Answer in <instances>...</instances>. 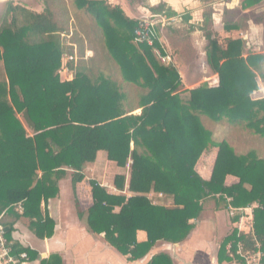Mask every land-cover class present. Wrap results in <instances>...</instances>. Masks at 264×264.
Instances as JSON below:
<instances>
[{
  "label": "trees",
  "instance_id": "obj_1",
  "mask_svg": "<svg viewBox=\"0 0 264 264\" xmlns=\"http://www.w3.org/2000/svg\"><path fill=\"white\" fill-rule=\"evenodd\" d=\"M41 1V14L8 4L0 25V216L17 213L15 206L21 203V216L38 225L41 201L58 195V182L66 172H72L75 197L84 166L102 152L118 169L129 168L134 196L111 195L89 180L92 205L86 221L120 254L140 260L159 241H184L202 203L219 196L223 202L230 199L233 209L257 206L252 211L253 235L237 236L234 231L219 254L245 264L235 255L241 243L245 250H259L264 264V158L258 151L264 145V98L254 97L257 81H264V54H245L242 40L220 39L211 30L210 6L230 0H201L209 7L201 29L208 42L206 59L218 86L191 91L182 90L174 67L162 65L149 48L133 42L139 21L127 18L119 7L68 0V9L63 0ZM246 3L243 8L257 0ZM148 10L177 16L164 4ZM70 27L88 41V32H93L100 44L89 43L90 60L83 58L85 49L80 51L72 81L60 82L61 57L76 55L59 40ZM231 29L224 26L226 32ZM73 63L68 62L70 69ZM137 110L140 115H132ZM223 124L235 134L217 141L214 129ZM255 145L258 150L249 147ZM213 152L217 156L207 181L196 165ZM227 177L238 182L227 186ZM125 181L124 174H117L116 190L123 192ZM151 192L171 198L174 208L153 205L146 197ZM77 214L81 216L79 210ZM5 230L8 240L10 230ZM138 232L145 234L143 242L137 241ZM12 251L29 254L14 245ZM148 264L171 262L159 255Z\"/></svg>",
  "mask_w": 264,
  "mask_h": 264
},
{
  "label": "crops",
  "instance_id": "obj_2",
  "mask_svg": "<svg viewBox=\"0 0 264 264\" xmlns=\"http://www.w3.org/2000/svg\"><path fill=\"white\" fill-rule=\"evenodd\" d=\"M63 1L69 9V1ZM89 1H105L112 7H119L127 18L137 21L152 16L149 8L164 4L177 14L173 18L179 17L180 20L177 18L161 27V32H165L166 29L170 31L171 26L174 31L169 33L166 31L163 37L159 38L160 47L164 55L170 56L172 60L170 66L177 70L181 78L182 90L191 91L203 85L209 88L218 86V77L213 73L206 59L208 42L201 29L203 28V14L209 7L201 0ZM247 1L255 0H230L229 3L217 1L212 4L210 6L212 10L210 28L220 39L242 40L245 54H264V0H257V3L243 8L247 5ZM8 4L36 14L44 11V4L41 0H0V25ZM254 9L258 10L252 13ZM224 16L229 17V22L213 27L212 21L218 23ZM186 18L188 20L184 21ZM225 25L232 29L226 32ZM68 34L65 32L59 35L60 43L65 47L74 46L69 43L71 36ZM84 49L87 57L93 56L88 46L85 45ZM74 62L76 63V55ZM74 70L69 66L66 70L60 71V82L72 81ZM257 84L258 91L254 97L264 98V81L258 80ZM140 112L137 110L132 115L138 116ZM27 132L30 134L28 129ZM214 133L215 138L216 133L221 137L227 134L229 137L231 133L235 134L224 124L215 127ZM233 145L242 150V144L238 141H234ZM216 156L217 152H213L198 161L196 171L204 180H210ZM71 174L72 172L68 170L66 175L60 179L58 195L54 199L46 203L41 201V222L38 225L36 220L22 217L15 212L2 216V225L10 230L9 242L29 252L28 260L22 264H148L153 257L159 255L168 257L171 264H241L235 260H226L219 254L220 248L223 241L234 231L237 232V236L249 235L243 227L245 232L239 233L238 225H243L249 218L252 220V211L257 207L256 205L245 209H233L229 205L230 199L225 198V203L219 200V196L207 199L202 203V212L199 217L190 221L193 229L184 241L177 244L159 241L146 257L132 260L112 247L105 240L104 234L92 232L86 221L87 211L92 205L89 180L96 181L111 195L124 196L128 199L134 196V193L129 191L130 172L118 169L114 163L105 160L104 153L98 152L95 162L84 166L82 171L84 180L76 185L75 197L71 186ZM117 174H124L126 178L123 192L116 190L113 185ZM237 182L236 178H226L227 186ZM146 197L154 205L174 208L173 201L169 197L163 195L159 197V194L153 192L147 194ZM75 198L79 205L78 208L75 205ZM78 210L81 216L77 214ZM118 211L119 209H115L116 213ZM136 238L138 242H143L145 234L138 232ZM226 251L228 253V246Z\"/></svg>",
  "mask_w": 264,
  "mask_h": 264
},
{
  "label": "built area",
  "instance_id": "obj_3",
  "mask_svg": "<svg viewBox=\"0 0 264 264\" xmlns=\"http://www.w3.org/2000/svg\"><path fill=\"white\" fill-rule=\"evenodd\" d=\"M174 20L172 18H166L161 15H152L146 18H143L139 21L138 26L134 30L133 33V42L138 45H145L150 49L152 55L165 66H169L172 62L170 56L164 55L162 49L156 47V44L160 46L159 36H158V28L164 27ZM61 61L63 65L61 66V70L67 69L68 62H74L75 56H66L63 55L61 57ZM159 197H162L159 194ZM154 205V204H153ZM15 210L18 214L23 213V206L21 203L15 206ZM4 214L0 216V264H22L23 262L28 260V256L26 253H20L19 255H14L12 251V245L6 238V230L5 227L1 223V218ZM253 221L249 218L248 221H245L243 225H238V232H245L243 228L246 229V232L249 235H253L252 229ZM243 227V228H242ZM256 249H259V245H255ZM232 252V245H228V253ZM236 256L241 257L245 264H262V254L259 250L250 251L245 250L243 244H238L236 249Z\"/></svg>",
  "mask_w": 264,
  "mask_h": 264
},
{
  "label": "rangeland",
  "instance_id": "obj_4",
  "mask_svg": "<svg viewBox=\"0 0 264 264\" xmlns=\"http://www.w3.org/2000/svg\"><path fill=\"white\" fill-rule=\"evenodd\" d=\"M258 9H259V7H258ZM258 9H254L253 11H252V13L253 12H256ZM178 19H179V17H177ZM177 18H172L173 20H176ZM143 19V18H142ZM141 19V20H142ZM180 20V19H179ZM223 22H226L225 24H227L228 22H229V17H225L224 16V18L222 19V21H218V23H215V21H212V23H213V27H219ZM172 27L173 26H171V27H169L170 28V31H174V29H172ZM168 28V29H169ZM73 30H75L74 29V27H70V29H69V31H68V35H70L71 37H70V39H69V43L71 44H73L74 46H75V48H74V46H70V48L72 49V51H75V53H76V58H77V61L79 60V55H80V51L82 52V50L84 49V47H85V45H86V47L88 46V47H91L90 46V44L91 45H94V47H99L98 45L100 44V43H98V41H97V39H95V37L93 36V32H88V33H91L90 35H89V38H90V40L88 41V39L87 40H85L84 39V35L83 34H81V33H76V31L74 32ZM86 31H88L87 29H85ZM166 31H168L167 33H169L170 31L169 30H167L166 29ZM166 31L164 32H161V27H159L158 28V36H159V38L161 39L162 37H163V34L164 33H166ZM172 31V32H173ZM70 32H72V33H70ZM74 34V35H73ZM88 35V34H87ZM93 37H92V36ZM80 36H82V37H80ZM88 42V43H87ZM90 43V44H89ZM261 50H263V49H261ZM92 51V50H91ZM85 52V51H84ZM93 52V51H92ZM93 56H91V55H89V57H87V54L85 53L84 54V60L85 61H87L88 59L90 60L91 58H92ZM76 61V63H73L71 66H72V68L73 69H75L76 68V64L78 63ZM60 62H61V66L63 65V63H62V61L60 60ZM84 62V61H83ZM174 65H175V63H174ZM103 66V65H102ZM67 67H69L68 65H67ZM90 67H93V66H90ZM105 67H106V65H105ZM103 72H104V74L105 75H107V74H109L108 73V71H106V70H103V69H101ZM60 71L62 72L63 70H61V68H60ZM59 71V72H60ZM59 74V73H58ZM60 77V76H59ZM116 79H118L117 78V76H114ZM217 134V137H216V139H217V141H219L220 140V138H221V136H219L218 135V133H216ZM263 145V144H262ZM250 148H253L254 146H249ZM263 147H264V145H263ZM255 148L258 150V146L257 145H255ZM262 150V148L261 149H259L258 151H260L259 152V155L261 156H263V158H264V154H263V152L261 151ZM130 172V170H129V168H126L125 169V172Z\"/></svg>",
  "mask_w": 264,
  "mask_h": 264
}]
</instances>
